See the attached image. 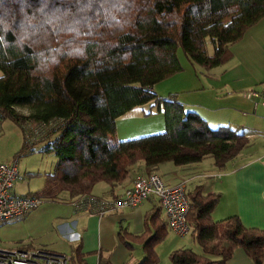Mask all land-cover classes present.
Returning a JSON list of instances; mask_svg holds the SVG:
<instances>
[{
    "label": "trees",
    "instance_id": "1",
    "mask_svg": "<svg viewBox=\"0 0 264 264\" xmlns=\"http://www.w3.org/2000/svg\"><path fill=\"white\" fill-rule=\"evenodd\" d=\"M263 19L264 0H0V123L9 118L23 133L36 124L37 144L57 158L35 196L47 203L67 193L74 200L94 195L99 183L114 192L140 164L152 175L164 163L213 158L224 170L252 145L246 133L211 128L177 95L160 98L155 86L182 71L179 51L206 69L227 64L231 47ZM148 104L165 116L166 131L119 140L117 120ZM29 150L25 145L20 154ZM187 198L190 234L202 254L178 249L171 264H228L238 248L264 264L263 230L246 228L237 216L214 221L220 194L197 187ZM163 213L156 207L141 235L120 234L127 246L142 245L139 264H161ZM72 256V264H83L78 250Z\"/></svg>",
    "mask_w": 264,
    "mask_h": 264
},
{
    "label": "crops",
    "instance_id": "2",
    "mask_svg": "<svg viewBox=\"0 0 264 264\" xmlns=\"http://www.w3.org/2000/svg\"><path fill=\"white\" fill-rule=\"evenodd\" d=\"M262 31L264 19L249 29L239 44L232 47L233 59L219 67V74L216 72L214 75V83L207 88L201 87L200 107L198 111L195 110L213 129L230 126L238 132L244 131L252 145L230 161L224 170L215 166L213 158H207L185 166L164 163L155 173L161 176L168 187L184 184L186 192L202 187L205 195L220 194L221 201L212 217L214 221L237 216L246 228L264 231V108L258 99L245 98L246 92L260 90L264 86V41L260 40L264 39ZM243 42H247V46ZM142 173H145L144 166L140 164L114 192L107 183H99L92 194L101 198L122 195L126 188L132 187L136 176ZM13 192L19 194L15 190ZM70 201L65 204L68 208L55 217L59 219L56 226L62 235L60 247L63 248L57 252L72 254L78 250L83 264H139L145 259L142 245L131 243L129 247L121 240L120 234L125 231L133 235L145 233V219L148 220V216L160 206L158 200L151 198L136 209L116 210L104 217L74 212ZM162 218L168 235L157 248L158 252L170 239L164 213ZM180 247L181 243L176 244L174 241L168 244L169 259L171 252ZM161 264L168 263L161 260ZM228 264L255 262L243 249L238 248Z\"/></svg>",
    "mask_w": 264,
    "mask_h": 264
},
{
    "label": "rangeland",
    "instance_id": "3",
    "mask_svg": "<svg viewBox=\"0 0 264 264\" xmlns=\"http://www.w3.org/2000/svg\"><path fill=\"white\" fill-rule=\"evenodd\" d=\"M261 33L264 35V31ZM260 40L264 41L262 38ZM243 44L247 46V42H243ZM232 47L227 56H234ZM207 49L208 54L212 55L211 44H208ZM178 56L182 71L157 84L155 92L163 99L170 95H177L187 112L198 111L203 91L201 87L207 88L209 84L214 83V75L216 72L219 74L220 68L206 69L203 66L194 65L181 51H179ZM1 75L2 72L0 71ZM17 112L24 116L29 114L27 108H17ZM125 115L117 120V135L121 141L156 135L166 131L165 116L159 113L158 106L148 104L132 111L128 116ZM43 145L39 143L32 151L29 150L24 155L20 154L23 148L25 149L21 128L9 118L3 119L0 123V164L9 163L19 158L21 179L16 182L14 189L16 193H19L18 195L43 193L42 191L47 184V175L55 170L57 158L52 152H43ZM19 155L22 157H18ZM68 200V195L62 194L58 200H47V203L39 209L21 218L0 222V248L5 250L62 251L63 248L60 247L62 235L56 226L59 219L55 217L62 214V210L68 208V205H65ZM168 232L170 239L159 248L158 252L163 263L165 260L168 264L171 263L167 246L173 241L176 244L181 243V249H192L197 254H202L200 246L192 239V233L181 237L170 230Z\"/></svg>",
    "mask_w": 264,
    "mask_h": 264
},
{
    "label": "built area",
    "instance_id": "4",
    "mask_svg": "<svg viewBox=\"0 0 264 264\" xmlns=\"http://www.w3.org/2000/svg\"><path fill=\"white\" fill-rule=\"evenodd\" d=\"M248 100L258 99L264 108V86L260 90L246 92ZM28 124L23 133L28 149H34L41 140L42 128ZM18 157H22L19 155ZM19 158L0 164V222L21 218L43 206L46 201L35 195L14 194L15 184L21 179ZM158 200L165 217L167 227L175 234L185 237L191 233L188 223L190 203L186 187L180 184L168 187L160 175H138L132 187L126 188L122 195L113 198H101L95 195H83L70 201L75 212L89 216L104 217L122 209H136L145 201ZM73 256L46 250H5L0 248V264H72Z\"/></svg>",
    "mask_w": 264,
    "mask_h": 264
}]
</instances>
